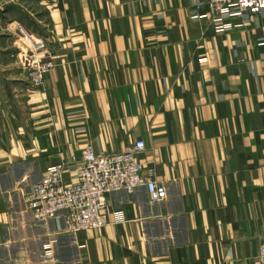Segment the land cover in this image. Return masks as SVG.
I'll use <instances>...</instances> for the list:
<instances>
[{"label": "crops", "instance_id": "crops-1", "mask_svg": "<svg viewBox=\"0 0 264 264\" xmlns=\"http://www.w3.org/2000/svg\"><path fill=\"white\" fill-rule=\"evenodd\" d=\"M207 13L184 0H0V264H260L264 12L222 34L193 18ZM19 24L58 59L42 88L29 85ZM140 140L164 202L113 193L109 224L85 231L27 210L51 166Z\"/></svg>", "mask_w": 264, "mask_h": 264}, {"label": "built area", "instance_id": "built-area-1", "mask_svg": "<svg viewBox=\"0 0 264 264\" xmlns=\"http://www.w3.org/2000/svg\"><path fill=\"white\" fill-rule=\"evenodd\" d=\"M196 7L206 5L208 13L195 15L205 19L216 34L240 27L236 20H246L264 12V0H184ZM16 35L26 44L24 65L29 85L33 89L44 86L46 77L58 67L52 43L48 38L32 33L19 24ZM145 142L140 140L122 153L97 154L85 150L69 171L67 164L51 166L42 180L25 196V205L37 222H48L66 213L77 231L99 230L109 224L108 196L125 192L128 195L144 189L151 202L160 204L167 199L166 188L159 183L154 168L145 167L139 157L145 153ZM72 182H67V175ZM115 223L125 222L122 211L114 214ZM47 256L53 255V244L44 247ZM258 262L264 264V243L261 244ZM61 264V263H52Z\"/></svg>", "mask_w": 264, "mask_h": 264}, {"label": "rangeland", "instance_id": "rangeland-1", "mask_svg": "<svg viewBox=\"0 0 264 264\" xmlns=\"http://www.w3.org/2000/svg\"><path fill=\"white\" fill-rule=\"evenodd\" d=\"M18 26V25H17ZM16 33V32H15ZM42 37V36H41ZM17 40H18V44H19V48H21V50H19L21 53H22V55H21V59H22V61H24V54H23V52L26 50V44H25V42H24V40H22V38L20 37L19 38V36L17 35ZM23 51V52H22Z\"/></svg>", "mask_w": 264, "mask_h": 264}]
</instances>
